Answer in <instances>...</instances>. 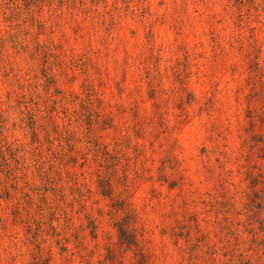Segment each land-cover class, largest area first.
<instances>
[{
	"label": "rangeland",
	"instance_id": "374dc122",
	"mask_svg": "<svg viewBox=\"0 0 264 264\" xmlns=\"http://www.w3.org/2000/svg\"><path fill=\"white\" fill-rule=\"evenodd\" d=\"M0 264H264V0H0Z\"/></svg>",
	"mask_w": 264,
	"mask_h": 264
}]
</instances>
